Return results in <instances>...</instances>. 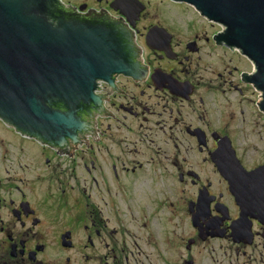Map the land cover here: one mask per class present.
Returning <instances> with one entry per match:
<instances>
[{"label": "flooded vegetation", "instance_id": "flooded-vegetation-1", "mask_svg": "<svg viewBox=\"0 0 264 264\" xmlns=\"http://www.w3.org/2000/svg\"><path fill=\"white\" fill-rule=\"evenodd\" d=\"M112 1L85 11L121 17ZM146 9L133 20L142 74L102 80L75 141L45 144L0 118V264H264L253 65L232 49L250 68L214 79L202 57L214 36L193 21L142 25Z\"/></svg>", "mask_w": 264, "mask_h": 264}, {"label": "water", "instance_id": "water-1", "mask_svg": "<svg viewBox=\"0 0 264 264\" xmlns=\"http://www.w3.org/2000/svg\"><path fill=\"white\" fill-rule=\"evenodd\" d=\"M173 1L222 26L215 43L250 60L247 80L260 91L264 111V0ZM111 7L122 16L62 0H0L1 119L45 144L75 141L84 125L79 112L94 103L98 81L142 74L133 20L145 5L113 0Z\"/></svg>", "mask_w": 264, "mask_h": 264}, {"label": "rangeland", "instance_id": "rangeland-1", "mask_svg": "<svg viewBox=\"0 0 264 264\" xmlns=\"http://www.w3.org/2000/svg\"><path fill=\"white\" fill-rule=\"evenodd\" d=\"M66 5H83L86 4V6H94L99 7L104 5L105 0H62ZM142 1L147 9L145 10V16L141 22V24L146 25L152 21H160L161 23L167 24L168 22L166 20L171 21H178L176 23H179L184 27V23L188 25L191 21L194 22V25L196 26V29L201 30H207L210 33L207 34L209 38H213L219 31H221L222 26L219 23H216L211 20H206L203 17L200 16L199 12L193 7V6H186L183 3H173L170 0H140ZM179 4V5H178ZM140 24V25H141ZM218 44L215 43L214 40V50H210L207 48H204L202 57L203 61H209L212 63V66L214 67V79L218 78L220 75L219 73H222L224 77H227L229 75V71L233 69L234 66L240 68V69H249L250 65L248 61L243 59L241 56H239L235 51H232V49L228 48L227 46H217ZM228 49H225V48ZM221 76L220 81L221 80ZM263 122V120L261 119ZM260 136L261 139L257 142H260L261 148L264 149V126L261 127L260 130ZM255 138L250 139V141H254Z\"/></svg>", "mask_w": 264, "mask_h": 264}, {"label": "built area", "instance_id": "built-area-1", "mask_svg": "<svg viewBox=\"0 0 264 264\" xmlns=\"http://www.w3.org/2000/svg\"><path fill=\"white\" fill-rule=\"evenodd\" d=\"M101 82H102L101 80H100V81H98V87H100V85H101ZM97 91H98V90H97Z\"/></svg>", "mask_w": 264, "mask_h": 264}, {"label": "bare ground", "instance_id": "bare-ground-1", "mask_svg": "<svg viewBox=\"0 0 264 264\" xmlns=\"http://www.w3.org/2000/svg\"><path fill=\"white\" fill-rule=\"evenodd\" d=\"M102 81V80H101Z\"/></svg>", "mask_w": 264, "mask_h": 264}]
</instances>
